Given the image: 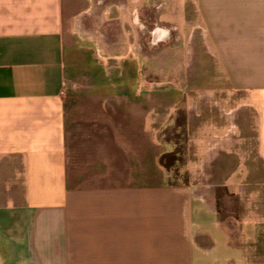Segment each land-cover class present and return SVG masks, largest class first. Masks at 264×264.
Instances as JSON below:
<instances>
[{"label": "crops", "instance_id": "crops-1", "mask_svg": "<svg viewBox=\"0 0 264 264\" xmlns=\"http://www.w3.org/2000/svg\"><path fill=\"white\" fill-rule=\"evenodd\" d=\"M0 264H264V0H0Z\"/></svg>", "mask_w": 264, "mask_h": 264}, {"label": "rangeland", "instance_id": "rangeland-1", "mask_svg": "<svg viewBox=\"0 0 264 264\" xmlns=\"http://www.w3.org/2000/svg\"><path fill=\"white\" fill-rule=\"evenodd\" d=\"M187 121V116H185L184 114L179 115L177 120V127L175 128L172 136L173 140L175 141V147L172 151L164 154V156L160 159L161 163L167 169L168 178L172 184L197 186L200 189L199 192L204 193L205 196H208V200L211 199V190L210 188H208V186H215L216 199H221L218 201L219 215L220 217L227 216L229 211H233L232 208H234V203H229L228 201L229 194L232 192L228 191V188L224 182H213V180H223L227 177L200 176L191 171L190 165L195 162L196 152L195 147L192 146L189 142ZM179 124H182V128L179 126ZM194 124L195 123L193 122V125ZM205 212L207 216L211 215L210 208L206 209ZM206 235H209V239H205L204 242L206 246L210 248V231L207 232Z\"/></svg>", "mask_w": 264, "mask_h": 264}, {"label": "trees", "instance_id": "trees-1", "mask_svg": "<svg viewBox=\"0 0 264 264\" xmlns=\"http://www.w3.org/2000/svg\"><path fill=\"white\" fill-rule=\"evenodd\" d=\"M179 126L182 128V124H179ZM163 156H164V155H163ZM163 156H162V157H163ZM162 157H161V158H162ZM165 157H166V155H165ZM169 183H171L170 180H169ZM171 184H172V183H171Z\"/></svg>", "mask_w": 264, "mask_h": 264}]
</instances>
